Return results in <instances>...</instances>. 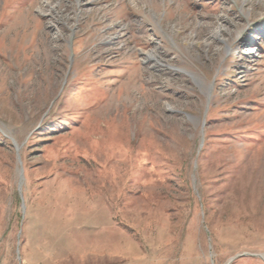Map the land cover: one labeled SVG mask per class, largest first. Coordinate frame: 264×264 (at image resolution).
I'll return each mask as SVG.
<instances>
[{"label":"rangeland","instance_id":"1","mask_svg":"<svg viewBox=\"0 0 264 264\" xmlns=\"http://www.w3.org/2000/svg\"><path fill=\"white\" fill-rule=\"evenodd\" d=\"M0 264H264V0H0Z\"/></svg>","mask_w":264,"mask_h":264},{"label":"bare ground","instance_id":"2","mask_svg":"<svg viewBox=\"0 0 264 264\" xmlns=\"http://www.w3.org/2000/svg\"><path fill=\"white\" fill-rule=\"evenodd\" d=\"M144 59L147 60L149 58H152L153 57V53L151 52H144Z\"/></svg>","mask_w":264,"mask_h":264},{"label":"water","instance_id":"3","mask_svg":"<svg viewBox=\"0 0 264 264\" xmlns=\"http://www.w3.org/2000/svg\"><path fill=\"white\" fill-rule=\"evenodd\" d=\"M23 176V175H22ZM22 184V183H21ZM24 207H25V204H24Z\"/></svg>","mask_w":264,"mask_h":264}]
</instances>
